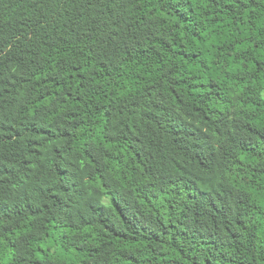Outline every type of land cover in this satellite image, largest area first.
<instances>
[{
    "label": "trees",
    "instance_id": "16d2710c",
    "mask_svg": "<svg viewBox=\"0 0 264 264\" xmlns=\"http://www.w3.org/2000/svg\"><path fill=\"white\" fill-rule=\"evenodd\" d=\"M0 264H264V0H0Z\"/></svg>",
    "mask_w": 264,
    "mask_h": 264
}]
</instances>
